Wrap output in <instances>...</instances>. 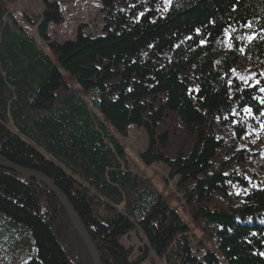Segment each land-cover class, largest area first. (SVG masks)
<instances>
[{"label": "trees", "instance_id": "16d2710c", "mask_svg": "<svg viewBox=\"0 0 264 264\" xmlns=\"http://www.w3.org/2000/svg\"><path fill=\"white\" fill-rule=\"evenodd\" d=\"M100 3L103 34L79 29L63 43L48 35L61 16L46 7L37 33L49 54L0 26V157L52 180L102 264H134L119 239L136 227L173 264H264V0ZM132 126L147 134L141 161L166 166L211 237L202 257L129 171L118 138ZM105 201L117 213L100 218ZM64 214L46 187L0 167V264H91Z\"/></svg>", "mask_w": 264, "mask_h": 264}, {"label": "rangeland", "instance_id": "374dc122", "mask_svg": "<svg viewBox=\"0 0 264 264\" xmlns=\"http://www.w3.org/2000/svg\"><path fill=\"white\" fill-rule=\"evenodd\" d=\"M55 1L63 4V6L68 5L69 7L67 6L66 9L68 13L67 15L65 12H62V15H66V17L63 18V21L61 23L50 25L49 30L47 28L48 34L52 38V41L56 43H63L70 39V37L68 36L69 34L74 36L76 30L80 27H83L86 33L90 35L95 36L103 34L105 15L104 11L101 9L99 0ZM1 4L3 5L5 14L8 15L9 11L11 13V17H8L7 19L8 26H10L16 32L21 33L24 37L32 38V40L36 43L38 49L42 50L46 54H49L47 45L39 39L38 34L36 33L37 27L35 28L31 22V20L33 21V19L35 21L43 19V0H2ZM21 24L25 27L24 29H19ZM66 80L69 84L73 85V87L76 86L74 80H71L69 77H66ZM92 113L96 112L92 110ZM118 139L124 148L125 158L129 171L132 174L137 175L138 177L145 179L151 183V185L156 189V192H158V194L160 195L161 199L163 198L166 201L167 205L173 210V212H175L180 221H182L187 226L188 231L185 237L192 247L194 256H202L203 251L206 250L207 247H210L212 245L210 240L211 237L202 231L200 225L194 223L191 212L185 206L182 194L176 187L177 179H172L169 177V171L163 164L155 163L153 165L147 166L140 159V155L144 153L148 148L147 134L142 129L132 126L128 129L127 135L125 137L120 136ZM18 175L22 176L20 174ZM89 196L94 199L96 205L100 204L98 202L99 200L97 199V194H89ZM54 197L58 201L60 208H62V210L64 211V215H66L69 220V224H64L67 227L68 225L74 227L62 203L59 201L56 195H54ZM117 207L118 206L105 201V205L96 210V212L98 213L96 215L100 216V218H103V216H108V214L117 213ZM73 210L77 214L74 208ZM121 211L122 210L119 207V212ZM121 214H124V212H121ZM78 218L80 219L79 216ZM80 221L82 222L81 219ZM61 222H64L63 218H60V223ZM83 227L85 228L86 233L88 234L96 249V245L84 224ZM68 229L72 234V229H70V227ZM75 234H77L76 236L78 237V243H76L75 245L76 253L82 255V251L85 254L87 252L88 257H90V262L91 264H93L90 252L87 250L86 245L81 242L79 233L76 231ZM61 236L63 235L61 234ZM145 240L146 239L142 237L137 227L129 233L123 235L119 239V243L122 246L124 253L128 256V261L134 262V264H173V260L158 258L155 255H152L147 247V243ZM96 252L98 259L102 264L100 254L97 250ZM103 259L108 260V257L103 254ZM117 261L118 264H124L122 258L119 256H117Z\"/></svg>", "mask_w": 264, "mask_h": 264}, {"label": "water", "instance_id": "95a60500", "mask_svg": "<svg viewBox=\"0 0 264 264\" xmlns=\"http://www.w3.org/2000/svg\"><path fill=\"white\" fill-rule=\"evenodd\" d=\"M0 167L5 168V169L10 170V171H13L15 173H18L22 176L34 179V180H41L42 182L47 184L48 187L51 189V192L54 195H56L57 198L59 199V201L62 203V205H63L64 209L66 210V212L69 216V219L71 220L74 228L79 233L81 239L84 240V244L86 245V247L88 248V250L90 252L93 264H100L96 249H95L92 241L90 240L88 234L86 233V230L83 227L82 222L80 221L77 214L74 212L73 208L71 207L70 203L68 202L66 196L61 191H59L57 188H55V186L51 183V181L48 178L45 177V175L40 174L36 171L27 170V169L15 166L2 157H0Z\"/></svg>", "mask_w": 264, "mask_h": 264}, {"label": "bare ground", "instance_id": "6f19581e", "mask_svg": "<svg viewBox=\"0 0 264 264\" xmlns=\"http://www.w3.org/2000/svg\"><path fill=\"white\" fill-rule=\"evenodd\" d=\"M51 6H55L56 7V9H57V12L60 14V16H61V19H59V23L63 20V18H65L66 17V15L68 14L67 13V6H63V4H61V3H59L58 1H55V0H43V9L45 10L46 9V7H51ZM69 7V6H68ZM62 12H65L66 13V15L65 16H63L62 15ZM2 18L3 19H1L0 20V26L1 27H4V26H6L7 25V16L5 15V14H2ZM25 27L21 24V26H20V28L19 29H24ZM79 29H81V31H82V36H85V35H88V36H94V35H90V34H87L86 33V31H85V29H83V27H80ZM79 29H77L76 30V33L74 34V36H72L71 34H69L68 36L70 37V39L69 40H67V41H75L76 39H77V31L79 30ZM95 36H98V35H95ZM49 49V48H48ZM47 49V50H48ZM65 74L63 73V76H64ZM67 77V76H66ZM46 178H48L47 176H45ZM49 179V178H48ZM50 180V179H49ZM51 181V183H52V180H50ZM37 182H38V184H40V185H42V186H44V187H46L50 192H51V189L48 187V185L47 184H45L44 182H42L41 180H37ZM55 188H57L56 186H55ZM80 240H81V242H83L84 243V240H82L81 239V237H80ZM87 250H88V248H87ZM89 251V250H88ZM194 253V252H193ZM203 254V253H202ZM204 256V255H203ZM202 257V256H201ZM68 259H70V260H68ZM221 259V258H220ZM67 260H68V262L70 263V264H72V263H79L78 261H72V259L71 258H67ZM101 264V263H100Z\"/></svg>", "mask_w": 264, "mask_h": 264}]
</instances>
